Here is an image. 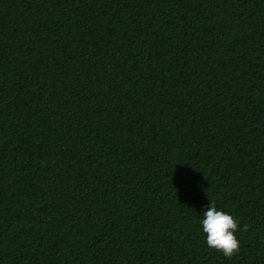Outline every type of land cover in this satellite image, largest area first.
<instances>
[{
    "label": "trees",
    "instance_id": "16d2710c",
    "mask_svg": "<svg viewBox=\"0 0 264 264\" xmlns=\"http://www.w3.org/2000/svg\"><path fill=\"white\" fill-rule=\"evenodd\" d=\"M0 264H264V0H0Z\"/></svg>",
    "mask_w": 264,
    "mask_h": 264
},
{
    "label": "clouds",
    "instance_id": "9594fccd",
    "mask_svg": "<svg viewBox=\"0 0 264 264\" xmlns=\"http://www.w3.org/2000/svg\"><path fill=\"white\" fill-rule=\"evenodd\" d=\"M201 224L208 247L222 252L228 258L239 252L240 240L236 235L239 231V220L233 214L218 209L216 202L210 200L205 206Z\"/></svg>",
    "mask_w": 264,
    "mask_h": 264
}]
</instances>
